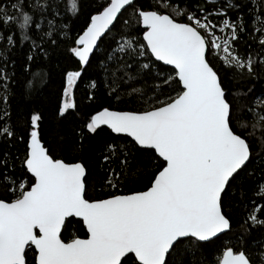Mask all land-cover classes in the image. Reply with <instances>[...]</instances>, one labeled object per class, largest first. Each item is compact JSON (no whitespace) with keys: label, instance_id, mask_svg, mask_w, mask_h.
<instances>
[{"label":"snow or ice","instance_id":"obj_1","mask_svg":"<svg viewBox=\"0 0 264 264\" xmlns=\"http://www.w3.org/2000/svg\"><path fill=\"white\" fill-rule=\"evenodd\" d=\"M69 3L75 18L78 2ZM248 3L252 38L258 37L261 49L255 57L238 51L243 37L252 35L245 15ZM62 4L28 0L26 8L25 0H15L0 6V47L11 53H0V137L16 136L8 123L12 83L22 90L25 83L31 87L27 77L41 76L33 70L38 60L51 62L61 36L73 39L67 52L78 58L79 68L62 72L58 115L77 109L74 87L84 72L103 67L104 80L91 79L90 86L95 90L107 80L106 94L120 107L93 110L74 128L76 142L69 151H91L95 135L106 128L108 139L98 149L106 175L100 194L90 196L83 156L67 161L51 154L39 131L41 115L31 113L28 129L19 137L24 144L19 171L15 160L20 158L0 150V264H201L183 257H195L220 234L231 232L227 201L237 195L252 207L236 246L225 245L216 264H253V257L264 262V238L254 240L251 250L244 243L253 229H264V203H256L264 201V182L251 195L243 183L253 132L238 123L230 90L213 63V50H222L227 67L250 79L264 78L258 74L264 72V0H205L204 6L194 7L172 5L171 0L163 6L158 0H100L74 38ZM9 60L14 69L18 65V77L15 71L9 75ZM157 62L173 66L171 72L160 71ZM150 80L159 83L149 85ZM24 96L21 91L20 98ZM87 99L94 100V94ZM256 117L257 123L264 121V116ZM260 142L264 147V129ZM145 159L156 168L140 176ZM137 179L140 187H121ZM74 218L86 229L84 236L69 232Z\"/></svg>","mask_w":264,"mask_h":264},{"label":"trees","instance_id":"obj_2","mask_svg":"<svg viewBox=\"0 0 264 264\" xmlns=\"http://www.w3.org/2000/svg\"><path fill=\"white\" fill-rule=\"evenodd\" d=\"M15 2V0H0V6L5 4H10ZM79 12L76 17H72L70 10L69 0H63L61 5L62 10H65V22H71L72 31L70 36L72 38L76 35V30L81 26L82 22L93 13L100 0H77ZM161 6L168 4L169 0H158ZM223 4V0H220ZM234 2H240V0H234ZM172 5L179 4L180 7H184L185 3L189 6L194 7L196 4L200 6L205 5V0H171ZM25 7L28 8V0H25ZM211 8L212 6L209 5ZM252 4L248 3L245 8L246 19L249 23V32H252V20L254 17L249 15L247 12L248 8H251ZM31 11V9H28ZM171 11V9H169ZM51 18V17H49ZM181 22H186L182 20ZM2 27V26H0ZM14 27V26H12ZM4 34H8V29H3ZM17 32V38H18ZM252 35H246L243 37L241 43L238 46V51L240 53H251L254 57L257 53L261 52L258 44V37L254 40ZM119 37H117V40ZM39 42V41H38ZM25 45L30 42L25 41ZM73 39H65L63 36L60 37V49L57 55L52 57L51 62L45 61L43 59L38 60V64L34 66L33 70L41 71V76L33 78L28 76L27 79L32 80V86L28 87L25 83L23 90L20 84L13 82L12 86L9 88V94L12 95V99L9 101L10 104V121L8 123L16 131V136L7 139L0 137V150H7L13 156L19 157L20 159L15 160L16 170L20 169V161L24 156V144L20 142L19 137L24 135L28 129V118L33 112L39 113L41 115V121L39 122V131L43 137V143L51 149V154L56 158H66L67 161H71L73 155H82L83 162L88 168V182H89V195L92 197L100 194V182L106 175L105 171L101 170V157L99 156L98 149L102 143L108 139V131H100L95 135V139L92 141V150L86 151L84 153H72L69 151L70 146L76 142V135L74 128L80 125L86 117L95 109L102 106H108L111 104L114 107H120L119 102L115 100L114 97H109L106 92L110 91L108 88L107 80L101 83L95 90L90 86V80L96 79L97 81L104 80L106 73L103 71V67H94L84 72L82 78L78 79L77 85L74 87L75 100L77 103L76 110H69L64 117L58 115V106L61 98L62 91V72L64 70H77L79 65L77 59L74 58L67 52V49L73 46ZM0 53L4 56H10L11 53L7 51V47H0ZM214 54V53H213ZM117 55H119L117 53ZM3 63V59H0V64ZM112 64L111 61L108 62ZM162 71L165 74L171 72V67L157 62ZM213 63L220 68V74L224 80V86L230 90V99H233L235 106V111L237 114V121L239 124L243 125L247 131L253 132V148H252V158L248 164L246 173V179L243 181L245 187L249 190V195H251V190L258 183L264 182V147H261V136L262 129H264V121L257 123V114L264 116V111L261 108L264 107V78L261 79H250L246 74H241L238 70L229 68L225 63L220 60L216 55H214ZM7 68L9 75H12L13 71L16 72L17 77L19 76V67L13 68L11 60L7 63ZM45 74H50L47 82L41 85L39 81L45 77ZM260 76L264 77V72L258 73ZM126 79V77H125ZM149 85L154 83H159L158 81H149ZM115 85H113L114 87ZM137 87H144L143 83L134 84ZM23 91L25 96L23 99L20 98V93ZM120 91H124L121 89ZM3 88L0 87V94H2ZM92 93L95 99L89 101L87 96ZM14 94V95H13ZM169 95L174 93L169 92ZM151 95V93H147ZM147 95L144 99H147ZM163 98V97H161ZM122 99H130L126 95H122ZM259 100V101H258ZM260 100L262 102L260 103ZM259 103V104H258ZM0 108H3V104H0ZM4 113H0L2 117ZM0 123H3L0 119ZM257 123V128L253 131V124ZM7 126V125H5ZM123 142V141H121ZM88 143V141H84ZM107 169L108 165L103 166ZM139 167L141 172L138 174L140 176L151 175L156 168V165L149 161L143 160L140 162ZM251 174V175H249ZM141 180L137 179L135 183L129 181L127 184H122L121 187L127 189L132 187H140ZM146 183V180L143 181ZM257 204L264 203L259 199L256 200ZM252 205L249 201L237 195L233 199L227 201V210L233 218V228L231 232L227 235L222 234L221 239L217 240L215 244L210 245L207 249H201L200 252L195 256H185V260L192 262L195 260L201 261V264H216L217 258L222 254L225 245L236 246L237 240L243 232L241 225L243 224L246 216V212L251 209ZM261 217H264V212L260 213ZM244 227H247L246 225ZM85 228L79 219L74 218L72 225L69 228V232H75L80 236L85 235ZM264 229H253L251 235L245 238V246L251 250V245L254 240H259L264 238ZM32 251L29 250L28 259L29 262L32 260ZM253 264H264L258 257H253Z\"/></svg>","mask_w":264,"mask_h":264},{"label":"rangeland","instance_id":"obj_3","mask_svg":"<svg viewBox=\"0 0 264 264\" xmlns=\"http://www.w3.org/2000/svg\"><path fill=\"white\" fill-rule=\"evenodd\" d=\"M214 55H216L220 60H222L225 63L224 57L227 55L225 54L222 50L219 52H216V50H213ZM259 101V100H258ZM262 102V100H260V103ZM259 104V103H258ZM255 114H257V110L254 111Z\"/></svg>","mask_w":264,"mask_h":264},{"label":"water","instance_id":"obj_4","mask_svg":"<svg viewBox=\"0 0 264 264\" xmlns=\"http://www.w3.org/2000/svg\"><path fill=\"white\" fill-rule=\"evenodd\" d=\"M77 60H78V58H76ZM161 64H163V62H160ZM164 65V64H163ZM166 66H168V65H166ZM169 67H173V66H169ZM30 175V174H29ZM76 219H79V218H76ZM86 230V229H85ZM220 235H222V234H220Z\"/></svg>","mask_w":264,"mask_h":264}]
</instances>
